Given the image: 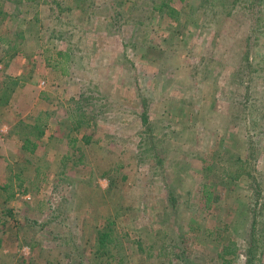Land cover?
Listing matches in <instances>:
<instances>
[{
	"label": "rangeland",
	"instance_id": "obj_1",
	"mask_svg": "<svg viewBox=\"0 0 264 264\" xmlns=\"http://www.w3.org/2000/svg\"><path fill=\"white\" fill-rule=\"evenodd\" d=\"M0 5V264H264V0Z\"/></svg>",
	"mask_w": 264,
	"mask_h": 264
},
{
	"label": "trees",
	"instance_id": "obj_2",
	"mask_svg": "<svg viewBox=\"0 0 264 264\" xmlns=\"http://www.w3.org/2000/svg\"><path fill=\"white\" fill-rule=\"evenodd\" d=\"M9 2H12V0H8ZM2 5H0V17H1V14L2 13H4L3 12V10H2ZM22 11H20L19 13H21ZM0 83H3V82H0ZM6 90H7V88H6ZM85 93L84 92H82V94L80 95L81 96V98H80V102L81 101H83V100H85V101H88V97H86V95H84ZM93 98L92 97H90V101L92 100ZM80 102H79V104H80ZM89 102V101H88ZM26 141L28 142V139H26ZM25 141V142H26ZM25 142H24V147L26 146V144H25ZM33 145H36V144H33ZM66 158H68V157H66ZM205 195H206V197L208 198V201L209 202H211V199H212V195H213V193L211 192V191H205ZM110 237V234H108V233H102L101 235H100V237H99V244H100V248L102 249V248H104L107 244H109L110 242H112V240L109 238ZM1 243H2V240L0 239V248H1ZM225 249H228L227 251L226 250H224V252H227V253H229V251L230 250H232V253H235V250L234 249H231V247H230V245H229V247L227 246V247H225ZM224 260H226L225 258H224ZM231 261V260H230Z\"/></svg>",
	"mask_w": 264,
	"mask_h": 264
}]
</instances>
